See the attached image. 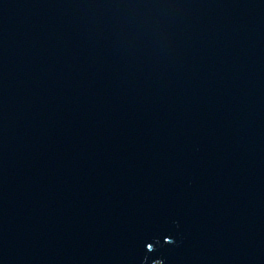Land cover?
<instances>
[{"label":"water","instance_id":"1","mask_svg":"<svg viewBox=\"0 0 264 264\" xmlns=\"http://www.w3.org/2000/svg\"><path fill=\"white\" fill-rule=\"evenodd\" d=\"M0 264H264V0H0Z\"/></svg>","mask_w":264,"mask_h":264}]
</instances>
